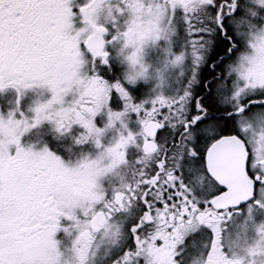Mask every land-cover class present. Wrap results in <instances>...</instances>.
I'll list each match as a JSON object with an SVG mask.
<instances>
[{
  "label": "snow or ice",
  "instance_id": "snow-or-ice-1",
  "mask_svg": "<svg viewBox=\"0 0 264 264\" xmlns=\"http://www.w3.org/2000/svg\"><path fill=\"white\" fill-rule=\"evenodd\" d=\"M0 264H264V0H0Z\"/></svg>",
  "mask_w": 264,
  "mask_h": 264
}]
</instances>
